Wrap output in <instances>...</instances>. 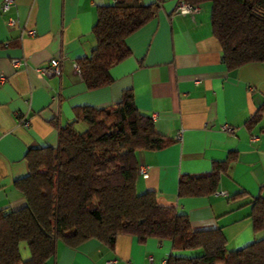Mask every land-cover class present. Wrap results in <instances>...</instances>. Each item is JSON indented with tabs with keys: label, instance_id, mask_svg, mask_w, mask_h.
I'll return each mask as SVG.
<instances>
[{
	"label": "crops",
	"instance_id": "crops-1",
	"mask_svg": "<svg viewBox=\"0 0 264 264\" xmlns=\"http://www.w3.org/2000/svg\"><path fill=\"white\" fill-rule=\"evenodd\" d=\"M112 1L14 0L2 10L0 0V206L26 204L15 187L28 172L25 155L30 148L55 146L74 107L106 106L132 89L137 108L173 140L157 150H138V167L148 174L138 173L137 192L154 191L160 204L186 213L195 229L221 228L228 249L263 236L264 229H252L249 201L264 196V133L244 123L264 101V60L229 70L212 33L211 3L179 13V0H159L155 16L126 38L131 53L110 68L112 81L88 89L73 62L94 48L96 8ZM52 57H61L60 76L36 69ZM14 58L21 62L14 65ZM230 151L237 159L215 192L177 195L182 173L209 172ZM242 190L248 194L233 196ZM171 248L169 239L141 242L130 234H118L112 247L94 238L76 247L58 241L47 264H165Z\"/></svg>",
	"mask_w": 264,
	"mask_h": 264
},
{
	"label": "trees",
	"instance_id": "trees-1",
	"mask_svg": "<svg viewBox=\"0 0 264 264\" xmlns=\"http://www.w3.org/2000/svg\"><path fill=\"white\" fill-rule=\"evenodd\" d=\"M183 1L211 3L212 33L229 70L264 60V0ZM158 7L159 0H113L97 6L92 26L96 44L89 55L76 59L88 89L112 81L110 68L131 53L126 38L152 19ZM78 122L85 128L77 129ZM244 125L248 130L259 126L264 133V101ZM172 141L137 108L132 89L106 106L74 107L73 119L59 127L55 146L30 148L25 155L28 172L15 180V187L26 204L0 206V264H47L58 241L76 247L94 238L112 247L118 234L141 242L169 239L172 248L165 264H264V235L228 249L221 228L195 229L186 213L160 204L154 191L137 192L138 150H157ZM236 159L230 151L213 161L209 172L182 173L177 195L215 192ZM246 194L242 190L233 196ZM249 203L252 229L258 233L264 229V196H252ZM21 241L30 253L25 259Z\"/></svg>",
	"mask_w": 264,
	"mask_h": 264
},
{
	"label": "built area",
	"instance_id": "built-area-1",
	"mask_svg": "<svg viewBox=\"0 0 264 264\" xmlns=\"http://www.w3.org/2000/svg\"><path fill=\"white\" fill-rule=\"evenodd\" d=\"M14 0H3L1 8L2 10H6ZM200 10L199 4H193L188 1L179 0L176 11L179 13H195ZM31 33H34V30L30 31ZM20 59L14 58L12 59V63L18 64L20 63ZM73 66L76 71L80 73L79 65L76 61L73 62ZM41 74L49 75V76H60L62 74V61L61 57H52L50 58L44 65H39L36 68ZM5 77L4 75H0V80H3ZM25 124H28V121H25ZM221 128L223 130H232V127L228 124L221 125ZM176 139H181V132H178L176 135ZM138 173H141L143 176H147L148 171L145 166L138 167Z\"/></svg>",
	"mask_w": 264,
	"mask_h": 264
},
{
	"label": "rangeland",
	"instance_id": "rangeland-1",
	"mask_svg": "<svg viewBox=\"0 0 264 264\" xmlns=\"http://www.w3.org/2000/svg\"><path fill=\"white\" fill-rule=\"evenodd\" d=\"M86 124L84 122H81L80 124H77L76 125V128L81 130L84 128ZM20 250H21V253H22V257L25 259L29 256V249H28V246H27V242L26 241H21L20 242Z\"/></svg>",
	"mask_w": 264,
	"mask_h": 264
}]
</instances>
